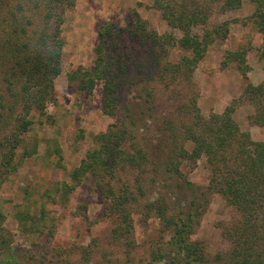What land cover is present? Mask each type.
<instances>
[{"label":"rangeland","instance_id":"rangeland-1","mask_svg":"<svg viewBox=\"0 0 264 264\" xmlns=\"http://www.w3.org/2000/svg\"><path fill=\"white\" fill-rule=\"evenodd\" d=\"M243 2L241 8L224 12L214 8L205 26L212 29L226 24L222 31L228 28L227 37L224 39L220 34L215 38L195 69L191 84H171L169 90L158 76V61H179L184 50L167 46L168 52L160 55L155 43L140 37L135 25L140 16L151 33L173 34L179 38L182 32L167 24L161 11L153 6V0H76L63 24V71L55 80L56 100L48 106L47 115L36 119L31 130L23 134L24 145L17 149L14 160L18 169L0 176V251L4 247L6 251L15 249L21 264H121L127 260L126 250L130 247L112 240L114 217L108 210L109 201L100 194L93 177L82 179L74 190L65 186L73 184L72 170L97 146L95 136L117 121L115 116L103 112L102 82L98 81L94 92L88 94L68 79L71 70L93 63L103 24L125 28L123 38L115 42L121 48L119 52L124 50L122 45H127L132 56L123 74L128 78H123L119 92L121 111L130 106L142 114L139 133L146 139L154 163L123 176L137 179L149 201L167 195L171 206L180 212L187 210L185 205L194 199L195 190L203 199L208 197L205 188L209 186L210 170L204 159L181 163L180 171L184 180L193 185L192 190L187 185L186 191L183 179L172 178L164 168L169 149L160 128L166 125L163 117L175 118L179 102H187L183 95L195 98L201 114L207 118L213 113L222 114L227 107L233 108V123L241 131L250 133L254 141L264 140V126L253 124L249 119L254 107L244 94L247 80L241 67L232 61L223 65L228 52L243 48L250 67L249 81L264 82L261 56L264 36L251 18L256 2ZM194 31L203 33L204 29L199 26ZM147 92L153 93L148 102ZM181 118L179 115L177 119L181 121ZM191 147L192 144H187L188 149ZM28 151L32 153L26 154ZM141 211L147 213L145 208L137 206L135 248L131 254L136 262L146 264L152 258V250L157 251L160 246L158 251L163 258L159 263L167 264L177 247L169 244L170 235L162 230L160 218L152 213L142 215ZM28 214L34 220H25ZM238 219L241 213L228 205L224 197L209 194L207 208L191 236L192 240L202 243L206 264L230 261L231 240L224 231Z\"/></svg>","mask_w":264,"mask_h":264},{"label":"trees","instance_id":"trees-1","mask_svg":"<svg viewBox=\"0 0 264 264\" xmlns=\"http://www.w3.org/2000/svg\"><path fill=\"white\" fill-rule=\"evenodd\" d=\"M243 1L153 0V6L161 11L167 24L182 32L179 38L173 34L151 33L138 16L135 26L140 30V37L151 39L156 52L163 55L168 52L167 46H179L185 52L179 61H158V76L166 88L180 82L191 84L195 69L215 38L220 34L224 39L227 37L228 28L222 31L226 24L212 29L205 26L214 8L219 7L220 12L241 8ZM252 1L256 2V8L251 18L264 36V0ZM75 3L76 0H0V176L18 169L14 160L17 149L24 145L23 134L31 130L36 119L47 115L48 106L56 100L55 80L63 71V24ZM199 26L203 27V33L194 31ZM124 29L103 24L93 63L68 73L69 81L88 94L94 92L98 81L102 82L103 112L115 116L117 121L95 136L97 146L72 170L73 184H66V188L74 190L82 179L93 177L100 194L109 201L108 210L114 217L111 238L130 247L126 250L130 264H143L136 262L131 254L135 248L134 214L139 205L147 210V213L141 211L142 215L152 213L160 218L162 230L170 235L169 244L177 247L167 264H206L202 243L192 240L191 236L207 208L209 194L217 193L241 213V219L224 231L231 240L229 256L232 257L222 264H264V140L254 141L250 133L241 131L233 123V108L227 107L222 114L213 113L207 118L201 114L195 98L183 95L187 102H179L175 118L163 117L166 125L160 131L169 149L164 159L166 172L172 178H182L186 191L187 185L192 190L193 185L184 180L180 171L181 163L204 159L210 170L205 199L195 190L194 199L186 198L187 210L179 212L171 206L167 195L149 201L137 179L123 176L154 163L150 147L139 133L142 114L130 106L127 112L121 111L119 92L123 78H128L123 74L132 60L128 46L122 45L124 50L119 52L121 48L115 43L123 38ZM246 54L243 48L228 52L223 65L227 66L230 61L239 64L247 80L244 94L254 107L249 119L253 124L264 126V82L249 81ZM261 56L264 58V44ZM146 95L148 102L153 93ZM179 115L183 117L181 121L177 119ZM187 144L192 147L188 149ZM179 186H182L180 182ZM30 219L34 220V216L28 214L25 220ZM4 248L0 251V264H21L15 249ZM158 250H152V258L146 264L162 262L163 255ZM127 260L121 264H128Z\"/></svg>","mask_w":264,"mask_h":264}]
</instances>
